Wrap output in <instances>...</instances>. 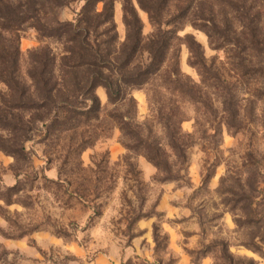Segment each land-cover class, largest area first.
Returning a JSON list of instances; mask_svg holds the SVG:
<instances>
[{
  "label": "rangeland",
  "instance_id": "374dc122",
  "mask_svg": "<svg viewBox=\"0 0 264 264\" xmlns=\"http://www.w3.org/2000/svg\"><path fill=\"white\" fill-rule=\"evenodd\" d=\"M83 1L48 21L75 20ZM108 1L113 52L124 45V7L144 39L155 32L137 0ZM146 1L174 34L162 68L124 101L97 87L94 118L32 124L0 80V113L30 122L20 136L0 130V145L23 139L24 149L0 148V264H264V0ZM6 38L18 39L20 88L35 94L28 75L43 50L61 76L62 41L30 23ZM148 62L140 50L132 66Z\"/></svg>",
  "mask_w": 264,
  "mask_h": 264
},
{
  "label": "trees",
  "instance_id": "16d2710c",
  "mask_svg": "<svg viewBox=\"0 0 264 264\" xmlns=\"http://www.w3.org/2000/svg\"><path fill=\"white\" fill-rule=\"evenodd\" d=\"M70 1L72 0H0V65L3 68L0 80L10 91L17 93L18 90L19 96L10 100L9 107L30 112L32 117L35 115L30 119L32 124L36 121L43 122L46 116H49L51 126L65 127L70 126L77 118H94L100 107L95 94L99 86L105 89L109 102L124 101L129 88L143 86L161 70L174 38L172 30L162 29L164 22L158 17L159 13L154 5L146 0H137L155 23L156 30L149 38L144 39L138 15L132 7H124L126 35L123 49L120 53H115L112 49L116 40L112 4L108 0H84L75 20L58 21L53 18L48 21V16L56 8ZM99 2L103 6L97 11L96 5ZM27 23L38 30L41 36L62 41L68 53L62 57V65L66 67L61 69L60 77L55 73L53 54L43 50L41 55L33 56L37 67L29 71L28 76L35 88L34 95L28 93L24 86L20 88L17 78L18 39L10 42L6 38V34L14 36ZM100 28L101 32L98 31ZM101 34L106 35L107 39H99ZM140 50L147 52L149 62L143 67L133 68L132 63ZM190 51L193 52L191 49ZM169 72L174 76L173 81H177L178 69L173 67ZM80 102L84 105H78ZM10 115V111L0 113V130L12 134L19 132L20 136L30 129V122H25L22 118L14 120ZM22 140L15 145H0V148L9 153H22ZM170 148L180 150L173 140L170 141ZM156 156L149 157L155 166L160 170H169L166 162L160 161Z\"/></svg>",
  "mask_w": 264,
  "mask_h": 264
}]
</instances>
